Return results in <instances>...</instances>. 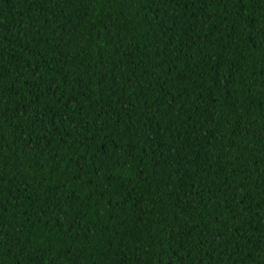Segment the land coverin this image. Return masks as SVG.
Segmentation results:
<instances>
[{
    "label": "trees",
    "instance_id": "1",
    "mask_svg": "<svg viewBox=\"0 0 264 264\" xmlns=\"http://www.w3.org/2000/svg\"><path fill=\"white\" fill-rule=\"evenodd\" d=\"M0 264H264V0H0Z\"/></svg>",
    "mask_w": 264,
    "mask_h": 264
}]
</instances>
